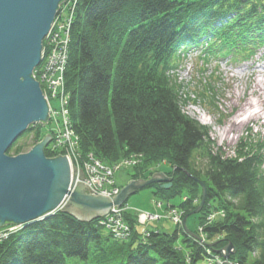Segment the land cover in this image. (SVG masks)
Wrapping results in <instances>:
<instances>
[{
    "label": "trees",
    "instance_id": "16d2710c",
    "mask_svg": "<svg viewBox=\"0 0 264 264\" xmlns=\"http://www.w3.org/2000/svg\"><path fill=\"white\" fill-rule=\"evenodd\" d=\"M200 46L204 55L252 59L264 50V0H78L65 72L67 107L81 152L107 163L132 154L147 164L168 163L172 187L145 189L154 188L167 203L180 196L174 206L184 215L199 206L194 202H201L205 185L197 226L224 209L223 219L203 229L224 239L207 250L182 227L142 237L126 214L131 236L116 241L100 219L82 222L58 211L0 241V264H204L227 243L237 248L230 260L264 264V143L241 139L227 156L208 128L183 111L182 87L172 79L180 55ZM46 134L44 125H32L8 153L23 152L21 139L34 146ZM45 153L51 156L48 148ZM138 167L137 177L151 176ZM180 238L188 255L176 246Z\"/></svg>",
    "mask_w": 264,
    "mask_h": 264
},
{
    "label": "rangeland",
    "instance_id": "374dc122",
    "mask_svg": "<svg viewBox=\"0 0 264 264\" xmlns=\"http://www.w3.org/2000/svg\"><path fill=\"white\" fill-rule=\"evenodd\" d=\"M73 5V2L71 4L68 2L64 5V11H69V8H72ZM43 47L45 51L48 48V44L45 41ZM204 49L201 46L195 47L181 54L177 62L178 66L172 72V79L182 87L183 111L189 117L208 128L215 146L219 147L227 156L235 155L236 147L241 139L255 137L254 139L264 143V50L260 49L252 59L241 62L234 61L229 57L204 55ZM53 105L55 112L59 116L57 123L49 120L46 125L43 124L44 131L47 134H51L52 141L56 138V127H64L63 130L65 131V116H67L61 109L60 102L53 100ZM68 112L70 115L69 109ZM75 135L77 136L75 139H79L76 133ZM20 141H22L20 143L25 144L22 153L29 152L35 146H33L29 138H23ZM60 146L58 145L59 151L51 153L49 157H57L59 154L65 156L71 151L75 153L76 160L74 159L75 161L71 163L72 169H74V166L76 167L79 171V177L80 172L84 173V178H79V180L85 184H91L92 193L97 196L102 195L110 198V195L118 193V190L121 191L130 181L137 179L148 180L153 177L155 172H163L167 177H172L168 163L147 164L146 161L142 160L141 155L132 154L114 163H107L99 159L95 154L81 152L78 146L76 148L74 145V148H72L70 145H63L62 147L64 148L62 149ZM7 154L10 156L19 155L9 154L8 152ZM87 162H93L94 166L100 167L99 170H101L102 174L99 175V178L88 171ZM136 167L146 169L147 174L151 176L149 178L137 177ZM171 183L173 185V177ZM155 184H160L162 188L164 185V183L151 185ZM201 187V202L199 203L196 200L194 204L197 203L199 206L187 215H184L181 207L174 206V204L178 205L180 202V196L167 203L165 199L159 198L153 193L155 191L154 188H143L130 196L117 210L112 208L103 217L84 221L75 218L82 222L100 219V223L108 225L107 228L113 234L114 240L126 241L131 236L132 228L130 223L125 220V215L130 214L135 219L137 229L142 237H147L151 231L170 234L176 227H182L191 238L197 240L203 248L209 250L207 247L211 248L218 244L219 240L224 239V235L209 237L204 233V226L223 219L226 212L221 208L213 210L202 219V225L197 226V219L201 217L198 214L202 211L207 194V187L202 184ZM183 199L187 200V197L184 196ZM212 204L217 205L218 202L216 203L215 200ZM122 217L124 218L121 219ZM44 219L46 218L39 221ZM108 223H113V226ZM23 230V224L10 223L0 226V241L7 240ZM229 244L227 243L220 252L224 251L223 253L227 254ZM176 246L181 248L186 255L189 254V249L183 245L181 238L176 243ZM236 251L237 248L233 245V249L230 251L231 254L228 257L236 254ZM210 256L204 264H239L230 259L218 258L216 253L210 254ZM74 260L70 259V264ZM249 261L252 263L253 254L249 256Z\"/></svg>",
    "mask_w": 264,
    "mask_h": 264
},
{
    "label": "water",
    "instance_id": "95a60500",
    "mask_svg": "<svg viewBox=\"0 0 264 264\" xmlns=\"http://www.w3.org/2000/svg\"><path fill=\"white\" fill-rule=\"evenodd\" d=\"M65 1L0 0V226L27 225L58 209L82 221L100 218L146 186H172V177L155 172L148 180L130 181L113 199L96 196L87 184L76 182L77 169H72L67 155H46L52 141L49 133L29 152L7 154L31 125L49 122V105L33 72L42 61L44 39ZM231 249L230 243L225 257Z\"/></svg>",
    "mask_w": 264,
    "mask_h": 264
},
{
    "label": "built area",
    "instance_id": "2783aa9c",
    "mask_svg": "<svg viewBox=\"0 0 264 264\" xmlns=\"http://www.w3.org/2000/svg\"><path fill=\"white\" fill-rule=\"evenodd\" d=\"M68 2L70 4L72 3L67 0L61 5L60 10L52 24V29L45 38L48 48H46V51L44 50L43 52V62L37 75L35 76L45 91V97L50 104V121H55V123H57V119L59 118L55 112L53 100H57L58 103L60 102L61 109H63L64 113L67 115L65 116V131L63 130L64 127H56V138H54V141H52L47 147L52 154L59 151L60 148L58 145H61V149L64 148L62 147L63 145H70L72 148H74V145L75 147L78 146V139H75L77 136L71 126L70 115L67 107L69 94L66 91L65 80V72L69 58L71 26L75 16V4L72 8H69V11H64V5ZM72 150L75 152L74 149ZM74 154L75 153H72L71 151V153L67 155L68 159L75 161L76 155ZM94 165L95 164L93 162L86 163L88 171L93 175L95 174L99 178V175L102 174V172L99 170L100 167H96ZM87 185L91 188V184Z\"/></svg>",
    "mask_w": 264,
    "mask_h": 264
},
{
    "label": "bare ground",
    "instance_id": "6f19581e",
    "mask_svg": "<svg viewBox=\"0 0 264 264\" xmlns=\"http://www.w3.org/2000/svg\"><path fill=\"white\" fill-rule=\"evenodd\" d=\"M69 1H71V2H73L74 4H75V6L77 5V1L78 0H69ZM63 4V3H62ZM61 4V5H62ZM61 5H60V7H61ZM60 10V9H59ZM75 10V9H74ZM44 41H45V39H44ZM42 52H44V47H43V51ZM43 62V56H42V61H41V63ZM41 63H40V65H38L35 69H34V72H33V76L35 77L36 75H37V73H38V71H39V68L41 67ZM40 75V74H39ZM35 79H36V77H35ZM37 80V79H36ZM38 81V80H37ZM39 82V81H38ZM39 84H40V82H39ZM40 87H41V89H42V92H43V95H44V97L46 96V94H45V91L43 90V88H42V86H41V84H40ZM66 91H67V89H66ZM45 99H46V97H45ZM47 100V99H46ZM48 102V101H47ZM48 105L50 106V104H49V102H48ZM68 105V104H67ZM49 117H50V109H49ZM51 118H49V120H50ZM43 125V124H42ZM32 126V125H31ZM49 145H50V143H49ZM48 145V146H49ZM69 161L70 162H72L70 159H69ZM78 170H77V174H78ZM79 174L77 175V180H76V182H81L80 180H79ZM123 189V188H122ZM121 189V190H122ZM93 192V191H92ZM118 192H120L119 190H118ZM116 194H118V193H114V194H112V195H110V199H113V197L112 196H114V195H116ZM97 196V195H96ZM112 208H114L115 210H117V207L116 206H114V207H112ZM119 208V207H118ZM60 209H58L57 211H55V212H58ZM55 212H52L49 216H47V217H45V218H48V217H51V216H54L56 213ZM60 212H63V211H61L60 210ZM37 221H39L38 219L37 220H35V221H32V222H30L29 224H23L24 225V229L27 227V226H29V225H31L32 223H34V222H37ZM109 225H111V226H113V223H108ZM21 225V224H20ZM232 244V243H231ZM224 252V251H223ZM221 253V254H216L217 255V257L218 258H224V259H228L229 260V258L230 257H225L227 254L226 253ZM232 254H234V253H232Z\"/></svg>",
    "mask_w": 264,
    "mask_h": 264
}]
</instances>
